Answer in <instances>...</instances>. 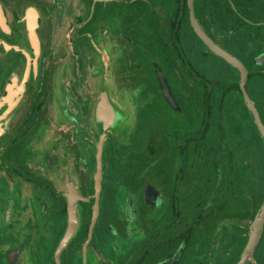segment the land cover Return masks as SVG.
I'll return each mask as SVG.
<instances>
[{
    "label": "rangeland",
    "instance_id": "1",
    "mask_svg": "<svg viewBox=\"0 0 264 264\" xmlns=\"http://www.w3.org/2000/svg\"><path fill=\"white\" fill-rule=\"evenodd\" d=\"M197 3L198 18L214 40L237 52L251 70L248 91L264 122V63L253 62L264 53V30L245 24L241 33L229 32L232 21L211 0ZM242 4L249 18L255 19L250 3ZM180 7V0H39L38 6L22 0L19 6H6V12L16 10L25 20L28 10L36 11L41 64L49 72L52 92L46 98L48 113L42 116L38 133L24 136L6 158L0 150V264H6L5 251L9 250L10 258L17 245L23 246L21 264H56L55 251L68 224L69 182L87 200L78 201L80 227L62 251L61 264H82V260L83 264H134L150 244L157 249L162 241L172 246V256L181 233L186 247L177 264H264V224L256 231L264 204V137L239 90V72L209 50L195 33L188 11L181 14ZM0 10L3 14L1 6ZM173 17L179 39L171 32ZM26 25H22L24 39ZM26 39L29 65L33 56ZM181 52L213 86L206 136L199 121L198 194H187L183 215L170 209L167 195L158 211L149 212L143 182H156L162 166L172 181L177 156L170 133L182 127L188 130L181 111L164 98L157 74L163 75L180 102L190 106V96L202 98L205 91L202 83L191 81L189 73L178 71L185 65ZM9 57L24 66V55L10 53ZM1 66L0 62V71ZM13 79L20 82L21 76ZM69 80L72 92L66 89ZM103 91L120 119L106 130L92 262L86 257V229L95 201L97 144L105 131L98 117ZM64 108L75 115L76 123L62 113ZM200 113L202 119L204 111ZM189 132L183 138L191 136ZM5 160L8 166L3 167ZM127 192L136 195L138 210L131 235L122 223L123 213L118 212ZM8 198L15 205L10 226L3 206ZM116 213L119 224L113 221ZM114 223L118 237L111 232Z\"/></svg>",
    "mask_w": 264,
    "mask_h": 264
},
{
    "label": "flooded vegetation",
    "instance_id": "2",
    "mask_svg": "<svg viewBox=\"0 0 264 264\" xmlns=\"http://www.w3.org/2000/svg\"><path fill=\"white\" fill-rule=\"evenodd\" d=\"M22 0H0V6L3 10V16L5 17L6 26H2L0 24V62L2 64L1 71H0V83H1V91H0V150L1 155L3 157H8V152L13 150L14 147H18L20 143L23 142V137L26 135L38 133L40 129V120L42 119V116H46L48 111L46 110V98L52 92L51 89V81H48L49 72L46 71L45 65L41 64V40L40 42V52L38 55L35 53V49L31 43L29 32L27 29L26 37L28 42L31 45L32 50V61L31 64L28 65V59L26 56V53H24V33L22 25H26V20L24 19V15L20 16L19 13L16 10H12L11 13L6 12V6L8 4H13L16 6H19L20 2ZM215 4L214 7L217 6L219 8V12L229 18L233 23L232 28L229 29L232 30V33L240 32L242 30H246V25H249L250 27H256L257 29L261 28V30H264V0H211ZM250 3L251 7L250 10L255 14L257 17L255 19L249 18L247 11L246 4ZM34 4L37 6L39 5V0H32ZM198 0H194V10H195V16L197 18V21L203 28V30L207 33L211 39L214 40V38L210 35L208 32V28L199 20L197 15V3ZM178 3V2H177ZM181 7L179 10H181V14L185 10L188 11L189 17H190V11L188 7V0H180ZM243 7V8H242ZM37 8V7H36ZM38 9V8H37ZM39 10V9H38ZM175 23V27H172V23ZM191 22V18H190ZM192 24V23H191ZM171 26V32L173 36L177 39H179V33L177 31V20L176 17L171 18L170 21ZM193 26V25H192ZM27 27V25H26ZM206 27V28H205ZM194 28V27H193ZM195 30V28H194ZM38 36H39V31ZM197 34V32L195 31ZM197 36L200 38V36L197 34ZM40 39V37H39ZM201 39V38H200ZM202 40V39H201ZM215 41V40H214ZM202 42L206 45V43L202 40ZM216 42V41H215ZM264 42V41H263ZM218 45H220L218 42H216ZM172 44H174L172 42ZM207 46V45H206ZM221 46V45H220ZM208 47V46H207ZM224 48L226 51H228L233 56L237 57L245 66L247 69V79H246V88L248 91V83L251 78V70L247 66L246 62L239 56L237 52H234L232 50H229L228 48ZM209 48V47H208ZM209 50L214 53L210 48ZM12 53V56H17V54L24 55L25 57V64L24 66L21 65L20 61L9 57V54ZM217 55L216 53H214ZM218 56V55H217ZM219 58L223 59L229 66L236 69L240 74V80L238 81V87L239 90L243 96V100L247 106V103L245 101L244 94L240 87V81H241V71L232 65L230 62L226 61L224 58L218 56ZM180 58L182 62H185L184 67L179 69L178 71L182 73L183 75L185 73H189V76L192 78L191 81L193 83H202V85L205 88L203 97L200 98L198 95L190 96L191 98V106L189 102L182 103L179 101L178 97H175L173 95L172 90L171 94L173 95L176 107L172 105L169 98L164 94V98L166 99L168 105L173 107L175 111H181L179 113H182L181 115L183 118H185L184 125L186 128H188L187 131H184V127H180L181 129H176V134L170 133L171 136L175 139V145H176V165H175V172L174 176L172 178V181L169 180L168 173L166 172L167 167L162 166V173L159 175V179L155 181L150 180H144L143 187H142V196L144 198V205L146 206V209L149 212L152 211H158L160 204L163 200L164 196H168L171 200V207L170 209L172 211L176 210L179 215H183L182 206H183V200L186 198L187 194H195L198 191L199 187V176H198V155H199V121L202 120L201 123L204 124V129H202L203 136H206L208 129V125L211 122V115H212V82L208 81L204 75H202L185 57L183 52L180 54ZM253 62L256 65H262L264 63V53H260L255 59H253ZM186 68V71L183 70ZM19 75L21 76L20 82H17L13 78H19ZM73 73H69V76L72 77ZM160 82V87L163 90V83L161 82L160 76H163L160 72L157 74ZM8 78V80H7ZM72 82L68 81L69 86H66V89L72 90ZM166 82V81H165ZM167 83V82H166ZM104 92V91H103ZM101 92V93H103ZM67 93V91H66ZM249 94V91H248ZM250 96V95H249ZM108 97V95H107ZM109 98V97H108ZM251 98V97H250ZM182 99L184 97L182 96ZM252 99V98H251ZM86 100V98H85ZM109 100V99H108ZM253 101V99H252ZM86 102V101H85ZM254 102V101H253ZM111 104V103H110ZM256 108L259 111V114L261 116L260 110L257 107L256 103L254 102ZM112 106V105H111ZM248 107V106H247ZM114 112V120L120 119L118 110L113 107ZM201 109L204 111L203 118L201 119L200 111ZM249 109V108H248ZM193 110V111H191ZM251 111V110H250ZM62 113L68 117L70 121L77 122V118L75 115L71 113V111L68 108L62 109ZM252 113V112H251ZM195 114V115H194ZM253 115V113H252ZM188 117H191L190 121L188 120ZM254 118V115H253ZM98 119V117H97ZM262 119V118H261ZM255 121V119H254ZM103 125V120H101ZM256 123V122H255ZM111 126V125H110ZM104 127V125H103ZM164 130H168L164 124H161L160 126ZM110 128V127H109ZM107 130V129H106ZM105 133V139L107 137V132ZM152 130V129H151ZM37 131V132H35ZM187 135L191 133V136L188 135L183 138L184 132ZM189 136L191 140L189 141ZM191 142V143H190ZM105 146V141H104ZM104 151V148H103ZM191 155V159H190ZM103 159V156H102ZM8 162L5 160L2 163V166H8ZM104 166V161H103ZM167 173V174H166ZM104 179V167H103V178ZM169 184L171 185L170 190H168ZM198 194V193H197ZM124 205L120 208L121 210L118 212L123 213L122 215V223L125 227V231L131 235L133 234L132 228L135 223L138 222V210L135 208V197L136 195L130 192L125 193L124 195ZM189 196V195H188ZM87 199H79L80 201H86ZM178 201V202H177ZM198 204V203H197ZM79 205V204H78ZM3 206L5 209V223L6 225H12L13 219H14V200L12 198L5 199L3 201ZM132 212V216H130V211ZM100 212V210H99ZM99 217V215H98ZM118 214L116 213L115 220L117 224H119L120 218H118ZM92 218V217H91ZM98 219V218H97ZM114 223L111 228V232L114 234V236L118 237L120 236V231L117 229V225ZM117 228H116V227ZM79 227H80V219H79ZM78 227V228H79ZM89 233V229H88ZM93 235V233H92ZM184 234L181 233L180 236H178L180 239V243L172 256H166L165 259L160 264H177L180 260V254L182 252V249L186 247V241H183ZM88 239V234H87ZM91 239L86 243V257L87 260L90 259L92 262V252H94L95 247L91 244ZM151 245V244H150ZM150 245L148 248L145 249L144 253H151L152 251H157V249L153 248L151 249ZM156 247L157 245H153ZM160 248L165 251L166 253V242L159 244ZM17 247L16 253H12V257H8L9 250L5 251V260L6 264H21L20 261V251L23 249L22 245L14 246ZM116 247V246H115ZM118 248V247H116ZM85 251V250H84ZM119 251V248L117 249ZM167 255V254H166ZM83 259V257H82ZM86 260V261H87ZM83 264V260L81 262Z\"/></svg>",
    "mask_w": 264,
    "mask_h": 264
},
{
    "label": "water",
    "instance_id": "3",
    "mask_svg": "<svg viewBox=\"0 0 264 264\" xmlns=\"http://www.w3.org/2000/svg\"><path fill=\"white\" fill-rule=\"evenodd\" d=\"M188 7L190 11V18L191 23L193 27L195 28V31L200 36V38L206 43V45L218 56L224 58L226 61L230 62L232 65L237 67L241 71V81H240V87L244 94L245 101L247 103L248 108L251 110V112L254 115V119L256 122L257 127L259 128L260 132L262 133L264 137V122L261 119V116L259 114L258 109L256 108L254 102L250 98L247 88H246V79H247V69L243 65V63L235 56L230 54L228 51H226L224 48H222L220 45H218L211 37L207 35V33L203 30L199 22L197 21V18L195 16V10H194V0H188ZM27 20V27L29 30V37L31 40V43L35 49L36 55L40 52V42L39 38L36 32L37 27V13L35 10L30 9L26 12L25 16ZM0 24L2 26H6L5 17L3 16L1 10H0ZM162 80L164 82L163 86V92L164 94L169 98L170 102L174 107H176V102L171 94L170 88L168 84L165 82L164 77L162 76ZM98 117L103 120L104 129H108L110 125L112 124L114 120V112L111 104L109 103L108 97L106 93H102L101 100L98 104ZM104 141H105V133H102L100 136V139L97 144V165H96V171L94 174V182H95V201L93 204V211H92V218L91 223L89 226V233H88V239L86 243L91 239L93 228L95 226V223L97 221L99 210H100V194L102 190V178H103V148H104ZM68 224L66 231L55 251V259L56 264H61V254L62 251L65 249V247L69 244L72 237L75 235V233L78 230L79 227V217H78V201L79 199H83L78 192L77 188L75 187L73 182H69L68 185ZM264 224V204L262 205L258 218L256 223V231L261 229ZM253 238L250 241V244L253 243Z\"/></svg>",
    "mask_w": 264,
    "mask_h": 264
},
{
    "label": "trees",
    "instance_id": "4",
    "mask_svg": "<svg viewBox=\"0 0 264 264\" xmlns=\"http://www.w3.org/2000/svg\"><path fill=\"white\" fill-rule=\"evenodd\" d=\"M172 27L173 28L175 27L174 22L172 23ZM160 79H161V82L163 83V86H164L162 76H160ZM86 232L88 233V227L86 229ZM165 250H166V253H165V251L163 252V250L160 248V246H157V251H155L153 253L152 252L151 253H147V252L144 253L142 255V257L140 258V260L138 261V263L135 262L134 264H160L165 259L166 256H170L169 252H170V250H172V246L169 247V245H168ZM174 255H176V254H174Z\"/></svg>",
    "mask_w": 264,
    "mask_h": 264
}]
</instances>
